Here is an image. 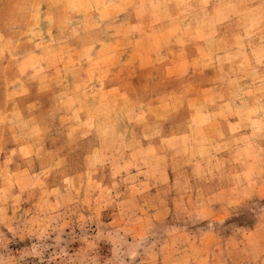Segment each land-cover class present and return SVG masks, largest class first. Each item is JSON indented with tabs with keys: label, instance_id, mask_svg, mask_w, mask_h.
I'll return each instance as SVG.
<instances>
[{
	"label": "rangeland",
	"instance_id": "obj_1",
	"mask_svg": "<svg viewBox=\"0 0 264 264\" xmlns=\"http://www.w3.org/2000/svg\"><path fill=\"white\" fill-rule=\"evenodd\" d=\"M0 264H264V0H0Z\"/></svg>",
	"mask_w": 264,
	"mask_h": 264
},
{
	"label": "crops",
	"instance_id": "obj_2",
	"mask_svg": "<svg viewBox=\"0 0 264 264\" xmlns=\"http://www.w3.org/2000/svg\"><path fill=\"white\" fill-rule=\"evenodd\" d=\"M157 57V55H156V52H154V54L153 53H150L149 54V61H154V66H149V67H147V64H142L141 66H143V67H140L139 69H138V71L140 72V71H142V70H149V71H151V68H155V67H158V68H160V69H163V70H166V69H168V68H170V67H175V63L174 62H171L170 63V59L168 60V59H165V60H161L158 64H156V61H155V58ZM141 64V63H140ZM57 67H59L60 68V66L59 65H57ZM106 88V87H105ZM126 93V92H125ZM127 94V93H126ZM121 95V94H120ZM121 97V96H120ZM124 97V96H123ZM108 105H111V100H108V101H104L103 103H102V105L101 106H103L105 109H110V107H108Z\"/></svg>",
	"mask_w": 264,
	"mask_h": 264
}]
</instances>
